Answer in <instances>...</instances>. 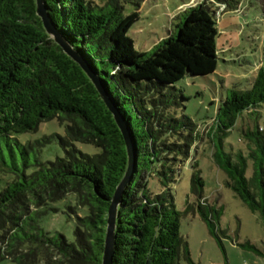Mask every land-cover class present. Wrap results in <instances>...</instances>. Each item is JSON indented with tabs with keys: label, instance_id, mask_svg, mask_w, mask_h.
<instances>
[{
	"label": "trees",
	"instance_id": "obj_1",
	"mask_svg": "<svg viewBox=\"0 0 264 264\" xmlns=\"http://www.w3.org/2000/svg\"><path fill=\"white\" fill-rule=\"evenodd\" d=\"M44 1L58 31L101 77L134 141L137 166L119 207L113 264H180L182 257L197 264L181 233L183 212L169 185L191 158L197 131L189 115H178L186 97L175 84L186 75L216 71L220 33L214 5L235 11L243 0L188 5L176 15L175 30L146 52H138L128 34L139 12L125 13L127 4L139 9L144 0ZM261 109L264 48L250 88L230 90L207 135L222 143L240 117ZM53 118L67 124L64 136L27 144L16 138ZM243 132L248 155L239 152L233 160L223 152V160L218 153L216 160L236 195L264 214V129L255 123ZM54 137L65 155L43 161L41 147ZM76 142L101 151L84 153ZM249 159L251 177L246 175ZM127 165L126 143L112 112L80 64L47 33L36 0H0V264L6 259L17 264H102L108 209ZM192 166V189L199 200L190 209L199 212L223 245L220 213L204 195L198 162ZM153 175L165 187L160 193L148 187ZM69 193L88 208L86 215H77L74 242L40 225L45 207Z\"/></svg>",
	"mask_w": 264,
	"mask_h": 264
},
{
	"label": "rangeland",
	"instance_id": "obj_2",
	"mask_svg": "<svg viewBox=\"0 0 264 264\" xmlns=\"http://www.w3.org/2000/svg\"><path fill=\"white\" fill-rule=\"evenodd\" d=\"M99 4L106 0H96ZM202 0H144L138 9L127 4L125 13L138 11L140 19L129 30L138 52L151 51L154 46L175 30V19L188 5ZM262 0H243L238 10L226 11L217 4L219 36L218 65L213 74L207 76L186 75L176 82L186 99L177 109L178 115H189L196 123V140L192 147L191 158L184 161L176 172L175 181L170 187L177 208L183 212L181 233L188 242L191 258L197 264H264V214L248 207L227 184L228 175L216 160V154L223 160V152L232 154L249 152V140L243 130L250 124L264 129V110L256 114L246 113L240 117L231 132L219 141L218 136H208L218 106L231 89H248L257 73L264 48V5ZM245 3V5H244ZM245 6L243 9L242 6ZM66 123L57 118L42 122L35 131L16 134L23 144L34 143L46 136H64ZM264 134V132H263ZM76 147L87 154L99 153V147L76 142ZM40 158L53 161L65 155L57 137L41 147ZM19 151V150H18ZM21 158L20 153L18 154ZM34 158V154H31ZM237 159L241 158L238 156ZM197 161L204 179V195L208 203L219 211V237L222 244L211 235L206 222L198 211L190 205L196 204L198 195L192 189L193 161ZM10 163L12 162L9 159ZM29 171V170H28ZM253 174V161L248 160L246 175ZM149 189L153 193L162 192L165 187L157 175L150 176ZM189 211H186L188 210ZM40 217V225L53 235L63 234L69 241H75L77 215H86L87 207L78 204L77 195L69 193L61 200L45 207ZM184 257L180 264H187ZM1 264H17L11 259Z\"/></svg>",
	"mask_w": 264,
	"mask_h": 264
},
{
	"label": "water",
	"instance_id": "obj_3",
	"mask_svg": "<svg viewBox=\"0 0 264 264\" xmlns=\"http://www.w3.org/2000/svg\"><path fill=\"white\" fill-rule=\"evenodd\" d=\"M36 11L38 16L42 19L43 26L46 29L47 33L55 40L56 43H58L63 48V50L69 56H71L76 62H78L83 68V70L87 73V75L95 85L96 89L100 93L102 99L105 101L106 105L112 112L114 119L118 124L126 143L128 153V165L123 178L116 187L108 209L107 229L102 258V264H113L119 207L122 203L125 188L131 182L137 166V157L132 134L124 115L114 103L107 87L101 80V77L91 68L90 64L77 52L76 49L73 48V46L66 40V38L58 31L56 25L54 24L52 18L50 17L47 11V7L45 5L44 0H36Z\"/></svg>",
	"mask_w": 264,
	"mask_h": 264
},
{
	"label": "crops",
	"instance_id": "obj_4",
	"mask_svg": "<svg viewBox=\"0 0 264 264\" xmlns=\"http://www.w3.org/2000/svg\"><path fill=\"white\" fill-rule=\"evenodd\" d=\"M262 1H263V2H262V4L264 5V0H262ZM244 5H245V3H244ZM244 5L242 6V8H241V9H243V8L245 7Z\"/></svg>",
	"mask_w": 264,
	"mask_h": 264
},
{
	"label": "built area",
	"instance_id": "obj_5",
	"mask_svg": "<svg viewBox=\"0 0 264 264\" xmlns=\"http://www.w3.org/2000/svg\"><path fill=\"white\" fill-rule=\"evenodd\" d=\"M223 7L225 8V5H223Z\"/></svg>",
	"mask_w": 264,
	"mask_h": 264
}]
</instances>
